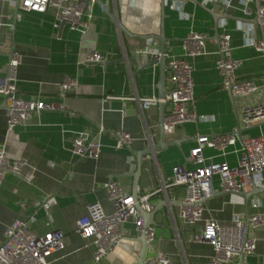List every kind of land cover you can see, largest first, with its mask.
<instances>
[{
    "label": "crops",
    "instance_id": "obj_1",
    "mask_svg": "<svg viewBox=\"0 0 264 264\" xmlns=\"http://www.w3.org/2000/svg\"><path fill=\"white\" fill-rule=\"evenodd\" d=\"M178 1L96 0L93 19L88 30L82 33L59 23L53 9L24 11L0 0V76L7 73L10 55L17 51L22 56L17 73L18 95L24 99L63 101L66 105L64 110L42 111L29 123L9 131L6 99L0 94V146L5 147L10 158L25 159V170L34 173L32 182L8 174L2 184L0 242L6 228L20 219L27 221L30 229L40 235L56 229L64 233V248L52 254L51 264L136 262L142 245L136 239L140 233L133 219L122 225L121 241L99 263L94 262L90 240L79 235L77 220L86 214L87 205L96 200L106 212L114 210L104 187L109 181L117 182L132 194V174L138 168V153L148 148L149 142L155 145L161 138L159 105L143 110L139 100L159 97L160 66L154 64L139 69L138 63L129 58L148 47L160 50L157 36L162 32V22L168 38L165 52L185 58L193 68L194 101L188 104V109L213 118L165 130V144L177 140L180 144L166 145L164 149L144 154L139 195L151 193L169 182L175 166H194L186 158L197 144V134L227 133L240 126L242 136H237L226 154L209 147L203 151L206 158L227 162L230 166L237 165L243 137L260 134L257 129L264 123L249 129L242 127L241 111L247 99L233 98L230 90L222 86V76L216 67L218 40L225 30L231 34L233 57L242 62L236 75L241 79H258L261 87L251 99L264 98V81L260 80L264 74V56L255 48L245 46L244 31L236 29L239 22L253 23L256 34L261 37L263 29L257 24L255 15H244L240 0H230L232 5L225 10L214 3L203 4V0H181L183 12L177 9ZM214 6L218 14H227L218 20L217 26L209 11ZM250 7L255 11L256 4L251 3ZM224 21L226 24L222 27ZM191 31L208 36L205 53L196 57L184 55L183 39ZM93 52L108 55L110 63L103 66L99 62H86L87 55ZM143 61L151 60L143 57ZM169 75L170 69L167 71L170 91ZM66 77L76 79L79 86L63 99L58 85ZM168 110L167 104L166 112ZM100 126L104 129L99 158L73 156L71 148L75 135L79 132L94 134ZM120 129L135 138L131 149H116L115 132ZM262 175L264 178V171ZM214 185V195L204 203L206 218L228 221L235 214L247 216L259 212L264 221V192L247 200L239 193L224 191L217 176ZM260 187H264V183ZM185 193L183 186H174L150 197L154 209L162 201L166 203L154 216L155 238L145 262L158 252L167 253L172 264H207L213 256L210 244L193 240L202 223L190 226L181 217L180 204ZM254 203L258 206L254 207ZM249 235L256 238L255 252L237 256L231 264H264V223L250 228Z\"/></svg>",
    "mask_w": 264,
    "mask_h": 264
},
{
    "label": "built area",
    "instance_id": "obj_2",
    "mask_svg": "<svg viewBox=\"0 0 264 264\" xmlns=\"http://www.w3.org/2000/svg\"><path fill=\"white\" fill-rule=\"evenodd\" d=\"M11 5L24 11L47 12L55 10L59 23H65L71 30L85 33L93 19V6L96 0H6ZM241 9L246 16L255 15L257 24L263 29V35L256 34L253 23L239 22L236 29L245 33V46L253 47L264 56V0H240ZM214 3L223 10L231 6L230 0H203V4ZM255 3V11L250 4ZM177 9L183 12V1L177 2ZM224 21L221 26L225 27ZM208 36L202 32L191 31L183 39L184 55L196 57L205 53ZM216 67L222 76V86L230 90L233 98L246 100L241 111V121L244 129L264 123V98L253 100L251 97L261 87L258 79H241L236 75L241 66V60L232 55L231 34L224 30L219 36ZM142 56L151 61L159 60L162 56L159 49L146 48L140 50ZM170 69L169 81L172 88L165 98L150 96L139 98L143 110L157 106L161 102L169 105L164 117V130H173L187 122H199L212 119L213 116L198 114L188 109V104L194 101V81L192 65L183 57L170 56L165 53ZM108 55L93 52L87 55L86 62H101ZM22 63L19 52L13 51L8 63V71L0 76V94L6 99V117L8 130L27 124L42 111L66 109L65 103L45 101L43 99H24L18 95L17 73ZM264 81V74L263 79ZM79 86L76 79L66 77L58 85V91L64 99L68 92ZM109 98V97H108ZM107 98V99H108ZM106 99V100H107ZM251 99V100H250ZM103 126L94 133L79 132L72 141L71 152L75 157L98 159L102 151L101 134ZM236 130L221 134H197V144L190 150L187 161L194 166L186 168L177 165L169 182L162 187L144 195L138 200L126 192L117 182L109 181L104 184L109 199L114 204V210L106 212L100 201L96 200L87 205V212L77 220V231L84 240H90L94 247V262L99 263L111 252L122 239V225L133 219L137 231L146 232L147 241L155 238L153 226L144 229V218L140 215L137 204L147 212L154 209L150 197L162 190L174 186H183L185 196L180 204L181 217L190 226L201 224L194 233L193 240L208 243L213 247V256L207 264H231L235 257L252 254L256 250V238L249 235L250 228L261 226L264 221L259 212L243 216L235 214L231 220L222 221L204 216V203L215 193V177L220 180L224 191L231 193L250 192L254 186L264 183V132L257 136L243 137V146L237 165L230 166L227 162H214L204 155V148H215L222 154L237 140ZM116 149H131L135 138L130 132L120 129L115 132ZM153 142L149 147L153 148ZM154 152V151H153ZM132 160V158H131ZM27 161L23 158H10L4 146H0V189L8 174L32 182L34 173L25 170ZM257 207V203L253 204ZM64 248V233L61 230H51L42 235L33 232L27 221L16 219L5 230L4 239L0 242V264H51L50 257L56 251ZM146 264H172L167 253L158 252L146 260Z\"/></svg>",
    "mask_w": 264,
    "mask_h": 264
},
{
    "label": "water",
    "instance_id": "obj_3",
    "mask_svg": "<svg viewBox=\"0 0 264 264\" xmlns=\"http://www.w3.org/2000/svg\"><path fill=\"white\" fill-rule=\"evenodd\" d=\"M86 2H88V0H86ZM209 11L213 14V16L215 18L216 26H217V22H218L219 19L227 16V14H218L216 12L215 6L212 7L211 9H209ZM107 13L113 18V14L111 12L107 11ZM120 26H121V28L123 30H125V28L121 24H120ZM215 28H217V27H215ZM145 37L149 39L151 36H145ZM157 38L161 42L160 52H161L162 56H161V58L159 60L144 62L143 61V56H142L141 53H138L135 56H131L129 59L136 61L138 63L139 69L147 68V67L153 66L154 64H159V66H160V78H159V82H158L159 97L160 98H165L170 93V91L167 89V78H168L167 77V71L169 70V66H168V62H167V57L165 56V53H166L165 52V42L167 41L168 38L165 35L164 23L163 22H162V32H161V34L159 36H157ZM99 63L102 64L103 66H107L110 63V61L109 60H105V61H101ZM234 104H235V106H237V103L235 101H234ZM166 106H167L166 102H161L159 104V112H160V115H159V129H160V135H161V138H160L159 142L157 144H155L153 146V148H149L148 147L145 150H143L140 153H138V159H137L138 168L132 174V176L134 177V185H133L132 195L134 196V198L136 200H138V196H139V178H140V174L142 172V158H143L144 154L150 153L151 151L155 152L158 149H164V148L167 147L166 145H178L179 146V144H180L179 140L171 142L170 144H165L164 141H163V136H164V132H165L164 126H163V121H164V117L167 114ZM242 132H243V130H242V128L240 126L238 127L237 131H235L236 135L239 138H241ZM261 192H264V187L254 186L252 191L247 192V193L239 192V194H241L245 199L248 200L252 196L257 195V194H259ZM169 201L172 202L171 200H169ZM165 203H166L165 201H162L157 206L156 209H154V210H152L150 212L144 211L140 207L139 204L136 205L137 208L140 211V215L143 216V218H144V221H145L144 229L148 228L149 226H152V225L156 224L154 216H155L157 210H159L160 207L163 204H165ZM136 239L141 242L142 247H141L140 253L138 255V259L136 260V262L134 264H146V262H145L146 255H147V251L149 249H151V244L147 241L145 230H143L136 237ZM240 256L242 257L243 254L240 255Z\"/></svg>",
    "mask_w": 264,
    "mask_h": 264
},
{
    "label": "rangeland",
    "instance_id": "obj_4",
    "mask_svg": "<svg viewBox=\"0 0 264 264\" xmlns=\"http://www.w3.org/2000/svg\"><path fill=\"white\" fill-rule=\"evenodd\" d=\"M257 128H258V127H257ZM257 128H256V129H257ZM257 131H258L259 133L264 132V125L261 126V129L258 128Z\"/></svg>",
    "mask_w": 264,
    "mask_h": 264
}]
</instances>
